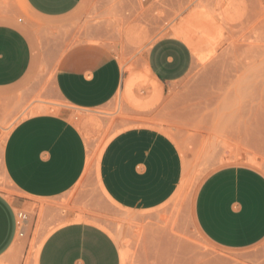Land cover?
I'll use <instances>...</instances> for the list:
<instances>
[{"label": "rangeland", "instance_id": "1", "mask_svg": "<svg viewBox=\"0 0 264 264\" xmlns=\"http://www.w3.org/2000/svg\"><path fill=\"white\" fill-rule=\"evenodd\" d=\"M12 19H22L42 40L44 24L22 0H0V21ZM94 26L104 27V45L124 71L122 87L108 104L87 109L48 96L55 70L47 69L20 83L16 94L0 93V191L29 202L19 210L28 216V232L18 237L0 264H38L45 238L73 220L95 223L112 234L122 249L123 264H264V241L248 250L218 249L202 235L192 215L196 191L214 168L245 162L264 170V0H84L72 24L50 31L48 37L65 51ZM176 28L183 30L192 48L193 65L181 80L159 85L146 73V53L157 39L175 36ZM53 104L84 134L86 172L60 197L22 196L4 170L5 142L19 121L37 113V106ZM131 127L164 132L184 159L178 191L152 211L123 208L100 180L106 145ZM150 230L156 233L150 236ZM145 241L162 245L149 249Z\"/></svg>", "mask_w": 264, "mask_h": 264}, {"label": "crops", "instance_id": "2", "mask_svg": "<svg viewBox=\"0 0 264 264\" xmlns=\"http://www.w3.org/2000/svg\"><path fill=\"white\" fill-rule=\"evenodd\" d=\"M83 1L22 0L29 13L44 24L41 41L22 19L0 21V93L16 94L20 83L47 69L55 70L47 93L50 97L94 109L116 96L124 71L104 45L108 40L104 27L86 30L79 44L65 51L64 45L54 46L48 37L50 31L72 24ZM193 61L192 48L178 36L157 39L146 53L152 76L164 86L184 78ZM2 160L22 196L54 199L68 193L84 177L88 145L81 129L66 114L40 112L14 126ZM183 177L184 159L178 144L151 127L119 132L100 159L102 186L118 205L132 212L152 211L166 204ZM28 203L0 191V258L18 237L27 234V224L19 234L18 214ZM192 215L202 235L218 249L242 251L257 246L264 241V170L245 162L214 168L196 191ZM155 233L148 232L150 236ZM147 244L149 249L162 245L145 241ZM38 264H123L122 249L101 226L73 220L45 238Z\"/></svg>", "mask_w": 264, "mask_h": 264}, {"label": "bare ground", "instance_id": "3", "mask_svg": "<svg viewBox=\"0 0 264 264\" xmlns=\"http://www.w3.org/2000/svg\"><path fill=\"white\" fill-rule=\"evenodd\" d=\"M207 15V14H206ZM195 16H197V15H195ZM199 16H202V15H199ZM198 16V17H199ZM198 17H196V18H198ZM200 18V17H199ZM203 18V17H202ZM205 18V17H204ZM183 30H179V29H175L174 30V35L175 36H178V37H181V38H183L182 37V35H183V33L184 32H182ZM186 34V33H185ZM184 37H186V35L184 36ZM146 68V73H147V75L149 76V77H151L157 84H159L160 85V83L152 76V74H151V72H150V70H149V68H148V66H146L145 67ZM141 78V77H140ZM136 79H137V77H136ZM131 80H133V79H131ZM139 80V79H138ZM137 80V81H138ZM127 81V80H126ZM135 81V80H134ZM142 81V80H141ZM128 82V81H127ZM130 82V81H129ZM139 82V81H138ZM131 83H133V82H131ZM130 83V84H131ZM135 84V83H134ZM136 84H138L137 82H136ZM127 87L129 88V84H127ZM160 90V88H158V91ZM131 91V90H130ZM129 91V92H130ZM133 93V92H132ZM159 93V92H158ZM159 95V94H158ZM160 96H161V94H160ZM139 98V97H138ZM140 100V99H139ZM137 101V100H136ZM35 111L37 112V113H40V112H53V113H60L61 111H62V108H61V106H59V105H55V104H53V105H39V106H37L36 108H35ZM76 116H73L72 117V119L73 118H75ZM78 117V116H77ZM71 120V119H70ZM73 121H74V119H73ZM71 122H72V120H71Z\"/></svg>", "mask_w": 264, "mask_h": 264}, {"label": "built area", "instance_id": "4", "mask_svg": "<svg viewBox=\"0 0 264 264\" xmlns=\"http://www.w3.org/2000/svg\"><path fill=\"white\" fill-rule=\"evenodd\" d=\"M27 218H28V216H27L26 212H23V211L19 212V214H18V228H19V234H21V235H22L21 230L25 227V225H26L25 222H26Z\"/></svg>", "mask_w": 264, "mask_h": 264}]
</instances>
